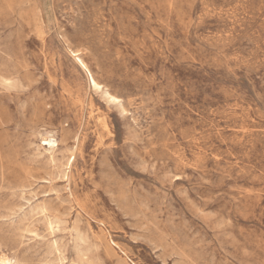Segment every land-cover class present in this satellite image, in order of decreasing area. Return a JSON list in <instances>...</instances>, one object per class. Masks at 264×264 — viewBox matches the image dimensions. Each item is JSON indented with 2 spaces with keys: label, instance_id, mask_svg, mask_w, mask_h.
I'll use <instances>...</instances> for the list:
<instances>
[{
  "label": "rangeland",
  "instance_id": "rangeland-1",
  "mask_svg": "<svg viewBox=\"0 0 264 264\" xmlns=\"http://www.w3.org/2000/svg\"><path fill=\"white\" fill-rule=\"evenodd\" d=\"M3 259L264 264V0H0Z\"/></svg>",
  "mask_w": 264,
  "mask_h": 264
},
{
  "label": "bare ground",
  "instance_id": "bare-ground-1",
  "mask_svg": "<svg viewBox=\"0 0 264 264\" xmlns=\"http://www.w3.org/2000/svg\"><path fill=\"white\" fill-rule=\"evenodd\" d=\"M78 61V63L80 64V67L85 71V72H88L89 73V71H88V69H87V67L85 66V64L81 61V60H77ZM79 67V68H80ZM89 75H90V85H91V87L92 88H100V86L97 84V82L93 79V77L91 76V74L89 73ZM110 135V134H109ZM103 140V139H102ZM46 144L49 146V147H51V148H53L54 146H55V141L54 140H48L47 142H46ZM74 202V201H73ZM62 204V203H61ZM51 231V230H50ZM110 238V237H109ZM176 255V254H175ZM87 261V260H86ZM90 262H91V259H90ZM179 263V262H178ZM2 264H9V262H8V260H6V259H3L2 260Z\"/></svg>",
  "mask_w": 264,
  "mask_h": 264
}]
</instances>
